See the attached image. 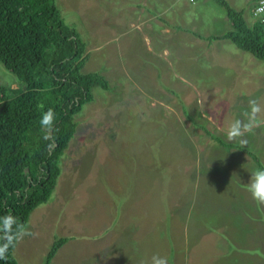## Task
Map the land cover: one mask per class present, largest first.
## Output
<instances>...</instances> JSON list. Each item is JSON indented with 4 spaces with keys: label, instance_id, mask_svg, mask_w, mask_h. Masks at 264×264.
Masks as SVG:
<instances>
[{
    "label": "rangeland",
    "instance_id": "obj_1",
    "mask_svg": "<svg viewBox=\"0 0 264 264\" xmlns=\"http://www.w3.org/2000/svg\"><path fill=\"white\" fill-rule=\"evenodd\" d=\"M187 2L160 14L166 33L138 22L157 12L138 0H58L86 42L84 71L110 87L77 115L57 188L19 235L20 264H43L68 234L51 264H264V205L247 190L264 165V60L221 38L233 30L223 5ZM1 82L19 86L2 62ZM250 100L261 112L242 146L227 131L250 118Z\"/></svg>",
    "mask_w": 264,
    "mask_h": 264
},
{
    "label": "trees",
    "instance_id": "obj_2",
    "mask_svg": "<svg viewBox=\"0 0 264 264\" xmlns=\"http://www.w3.org/2000/svg\"><path fill=\"white\" fill-rule=\"evenodd\" d=\"M215 1L233 24L221 38L264 60V21L254 15L258 0L247 10ZM69 12L75 24L81 15ZM86 46L80 31L66 22L58 0H0V62L19 79L18 87L0 83V247L7 249L0 264H20L14 254L19 235L33 210L57 188L61 158L81 123L77 115L95 99V88L110 87L104 74L84 71L90 55ZM49 108L55 121L46 140L40 119ZM200 126L216 143L234 146ZM258 167H264L261 161ZM72 236H58L43 264H51Z\"/></svg>",
    "mask_w": 264,
    "mask_h": 264
},
{
    "label": "clouds",
    "instance_id": "obj_3",
    "mask_svg": "<svg viewBox=\"0 0 264 264\" xmlns=\"http://www.w3.org/2000/svg\"><path fill=\"white\" fill-rule=\"evenodd\" d=\"M251 107V116L247 121L237 119L229 127L227 131V138L232 141H238L242 146L247 145V135L252 133L256 125V115L261 112V107L256 100L249 101ZM55 121V111L49 108L41 115L40 124L47 129L44 139H51V132ZM247 190L251 193L253 200L258 205H264V167L257 168L251 172L250 180L248 182ZM6 248L0 247V259L6 258ZM48 253V252H47ZM151 264H168L166 257L159 254L153 255Z\"/></svg>",
    "mask_w": 264,
    "mask_h": 264
},
{
    "label": "crops",
    "instance_id": "obj_4",
    "mask_svg": "<svg viewBox=\"0 0 264 264\" xmlns=\"http://www.w3.org/2000/svg\"><path fill=\"white\" fill-rule=\"evenodd\" d=\"M188 0H138V3H135L136 5H140V2H142V5H145V6H149L150 8H152L154 11H157L155 14H150L146 9H145V13H146V17H143L141 16L140 17V20L142 23L143 22H147V25L145 26L146 30L148 28H151V23L152 21H155V19L158 20L159 24L162 25V20L161 18L159 17L160 14L162 12H166V11H169L170 9H172V7L174 6H177V5H182V4H185V3H188L187 2ZM190 2L191 1H194V0H189ZM228 1V0H227ZM257 0H250L249 3H248V8H250L251 6L254 5V3H256ZM228 3L234 7L229 1ZM240 10V9H239ZM227 12V11H226ZM137 20L135 21L137 23ZM135 22L132 23L135 27ZM165 26H162V30L163 29H166L167 32L166 33H170L171 31V28L169 27L168 24H165L163 23ZM106 234L105 235H108L109 236V233H110V230L109 229H106ZM71 248V246H70Z\"/></svg>",
    "mask_w": 264,
    "mask_h": 264
},
{
    "label": "built area",
    "instance_id": "obj_5",
    "mask_svg": "<svg viewBox=\"0 0 264 264\" xmlns=\"http://www.w3.org/2000/svg\"><path fill=\"white\" fill-rule=\"evenodd\" d=\"M254 15L257 16L261 21H264V0H258Z\"/></svg>",
    "mask_w": 264,
    "mask_h": 264
}]
</instances>
